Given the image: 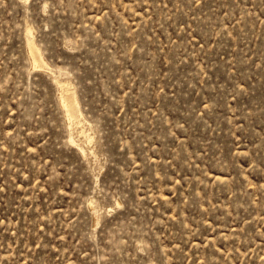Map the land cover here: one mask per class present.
I'll return each instance as SVG.
<instances>
[{
	"label": "rangeland",
	"instance_id": "obj_1",
	"mask_svg": "<svg viewBox=\"0 0 264 264\" xmlns=\"http://www.w3.org/2000/svg\"><path fill=\"white\" fill-rule=\"evenodd\" d=\"M0 264H264V0H0Z\"/></svg>",
	"mask_w": 264,
	"mask_h": 264
},
{
	"label": "bare ground",
	"instance_id": "obj_2",
	"mask_svg": "<svg viewBox=\"0 0 264 264\" xmlns=\"http://www.w3.org/2000/svg\"><path fill=\"white\" fill-rule=\"evenodd\" d=\"M31 34V33H30ZM29 36V34H27ZM30 37V36H29ZM28 37V38H29ZM27 38V37H26ZM33 40V39H32ZM30 38L27 40L28 43H27V52H28V58H29V61L31 63V67L33 69H36L37 68H44V65H43V60L41 59L39 53H38V50L36 48V45L33 43ZM47 67V66H46ZM49 69V68H48ZM47 70V69H46ZM51 71V70H50ZM47 72V71H46ZM51 72H49L50 74ZM51 75V74H50ZM60 75V74H59ZM62 75V74H61ZM58 78V76H57ZM57 85V90H58V96H59V102H60V105L61 107L63 108L64 110V113H65V122L68 126H71L73 123H75L77 120V116L75 115V108H76V105H77V102H76V99L74 97H71L70 94H68V91L69 89L66 87V84L65 86L62 85V83L60 84L59 82L56 84ZM68 85V84H67ZM78 108V107H77ZM82 117V116H81ZM84 118V117H83ZM82 118V120H83ZM80 120V119H79ZM66 125V126H67ZM73 129V128H72ZM70 130V129H69ZM75 130V129H74ZM86 130V129H85ZM77 131V130H76ZM73 132V130H72ZM83 132V131H82ZM82 134V133H81ZM85 138V136H84ZM73 141V140H72ZM82 154V153H81ZM84 154V153H83ZM92 207V206H91ZM93 209V208H92ZM94 216V215H93ZM96 217V216H95Z\"/></svg>",
	"mask_w": 264,
	"mask_h": 264
}]
</instances>
